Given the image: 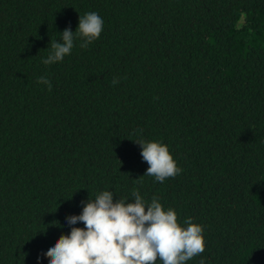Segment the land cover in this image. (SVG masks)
Segmentation results:
<instances>
[{
  "label": "trees",
  "instance_id": "obj_1",
  "mask_svg": "<svg viewBox=\"0 0 264 264\" xmlns=\"http://www.w3.org/2000/svg\"><path fill=\"white\" fill-rule=\"evenodd\" d=\"M89 12L100 37L45 65ZM139 139L182 172L144 175ZM106 190L202 225L186 264H264V0H0V264H49Z\"/></svg>",
  "mask_w": 264,
  "mask_h": 264
},
{
  "label": "clouds",
  "instance_id": "obj_2",
  "mask_svg": "<svg viewBox=\"0 0 264 264\" xmlns=\"http://www.w3.org/2000/svg\"><path fill=\"white\" fill-rule=\"evenodd\" d=\"M104 20L97 12L79 16L75 32L66 28L61 35L62 43L50 41V51L45 65L63 61L79 38L81 48H87L100 37ZM38 83L52 84L46 77ZM112 85L119 78L112 79ZM142 147L141 156L149 166L144 175L163 183L182 172L167 145L159 141H135ZM131 203L127 198L114 202L112 191H102L95 199L84 204L81 214L66 217L67 223L84 227H72L70 234L61 235L45 255L49 264H186L205 251L204 227L193 223L189 217L182 226L175 210L164 209L153 196L147 203L138 190H133ZM59 223V222H58ZM200 264H205L204 260Z\"/></svg>",
  "mask_w": 264,
  "mask_h": 264
}]
</instances>
